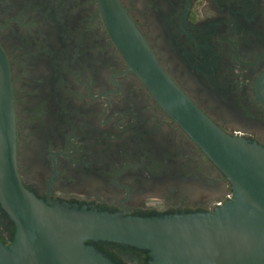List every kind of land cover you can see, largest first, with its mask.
<instances>
[{
    "label": "flooded vegetation",
    "instance_id": "obj_1",
    "mask_svg": "<svg viewBox=\"0 0 264 264\" xmlns=\"http://www.w3.org/2000/svg\"><path fill=\"white\" fill-rule=\"evenodd\" d=\"M174 83L219 128L264 148V0H120ZM22 184L63 206L212 213L230 181L164 110L114 42L98 0H0ZM16 226L0 203V243ZM115 264L146 253L97 243Z\"/></svg>",
    "mask_w": 264,
    "mask_h": 264
},
{
    "label": "water",
    "instance_id": "obj_2",
    "mask_svg": "<svg viewBox=\"0 0 264 264\" xmlns=\"http://www.w3.org/2000/svg\"><path fill=\"white\" fill-rule=\"evenodd\" d=\"M117 47L156 100L230 181L212 213L131 216L63 206L22 184L7 79L0 82V203L16 226L0 264H115L97 243L146 253L147 264H264V148L219 128L162 68L120 0H98Z\"/></svg>",
    "mask_w": 264,
    "mask_h": 264
},
{
    "label": "trees",
    "instance_id": "obj_3",
    "mask_svg": "<svg viewBox=\"0 0 264 264\" xmlns=\"http://www.w3.org/2000/svg\"><path fill=\"white\" fill-rule=\"evenodd\" d=\"M97 247H98V244H97ZM130 250H135V249H130ZM136 251H138V250H136Z\"/></svg>",
    "mask_w": 264,
    "mask_h": 264
}]
</instances>
